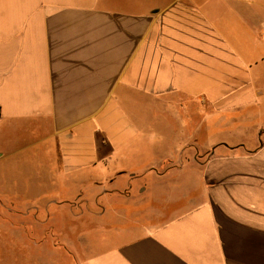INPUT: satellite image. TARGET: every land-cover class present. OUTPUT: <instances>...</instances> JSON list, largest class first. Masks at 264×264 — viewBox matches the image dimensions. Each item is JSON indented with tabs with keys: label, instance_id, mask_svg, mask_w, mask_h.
I'll list each match as a JSON object with an SVG mask.
<instances>
[{
	"label": "crops",
	"instance_id": "0c3cea01",
	"mask_svg": "<svg viewBox=\"0 0 264 264\" xmlns=\"http://www.w3.org/2000/svg\"><path fill=\"white\" fill-rule=\"evenodd\" d=\"M0 264H264V0H0Z\"/></svg>",
	"mask_w": 264,
	"mask_h": 264
},
{
	"label": "rangeland",
	"instance_id": "374dc122",
	"mask_svg": "<svg viewBox=\"0 0 264 264\" xmlns=\"http://www.w3.org/2000/svg\"><path fill=\"white\" fill-rule=\"evenodd\" d=\"M133 204V203H132ZM132 206H138L137 204H134V205H132Z\"/></svg>",
	"mask_w": 264,
	"mask_h": 264
}]
</instances>
